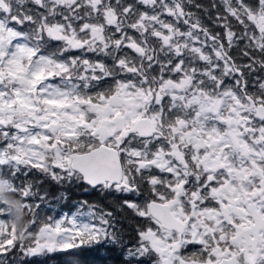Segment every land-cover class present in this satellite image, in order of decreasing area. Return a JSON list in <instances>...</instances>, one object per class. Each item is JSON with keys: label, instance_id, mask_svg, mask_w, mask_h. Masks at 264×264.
Masks as SVG:
<instances>
[{"label": "snow or ice", "instance_id": "6c2138e0", "mask_svg": "<svg viewBox=\"0 0 264 264\" xmlns=\"http://www.w3.org/2000/svg\"><path fill=\"white\" fill-rule=\"evenodd\" d=\"M0 178V264H264V0H0Z\"/></svg>", "mask_w": 264, "mask_h": 264}, {"label": "trees", "instance_id": "16d2710c", "mask_svg": "<svg viewBox=\"0 0 264 264\" xmlns=\"http://www.w3.org/2000/svg\"><path fill=\"white\" fill-rule=\"evenodd\" d=\"M0 185V208L5 210L9 223L14 225L17 237L24 239L30 227L29 214L25 208L24 201L12 190L10 181L0 178ZM69 195L70 200L68 201V205L63 208L64 212L74 210L75 202L80 200H88L89 202L105 204L107 206L104 199L97 192H84L76 189ZM58 212L59 210L55 214H58ZM125 226L127 227V225ZM72 258L73 254L71 253L60 255L56 260L52 261V264H57V261H70Z\"/></svg>", "mask_w": 264, "mask_h": 264}, {"label": "rangeland", "instance_id": "374dc122", "mask_svg": "<svg viewBox=\"0 0 264 264\" xmlns=\"http://www.w3.org/2000/svg\"><path fill=\"white\" fill-rule=\"evenodd\" d=\"M1 186V185H0Z\"/></svg>", "mask_w": 264, "mask_h": 264}]
</instances>
